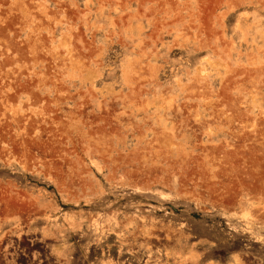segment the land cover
Instances as JSON below:
<instances>
[{
  "label": "rangeland",
  "instance_id": "1",
  "mask_svg": "<svg viewBox=\"0 0 264 264\" xmlns=\"http://www.w3.org/2000/svg\"><path fill=\"white\" fill-rule=\"evenodd\" d=\"M0 264H264V0H0Z\"/></svg>",
  "mask_w": 264,
  "mask_h": 264
}]
</instances>
